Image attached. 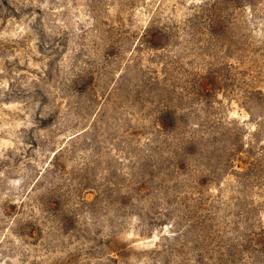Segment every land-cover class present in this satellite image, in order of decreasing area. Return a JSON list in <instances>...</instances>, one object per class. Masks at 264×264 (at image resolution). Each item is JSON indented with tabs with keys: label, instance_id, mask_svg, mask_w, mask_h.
Here are the masks:
<instances>
[{
	"label": "rangeland",
	"instance_id": "rangeland-1",
	"mask_svg": "<svg viewBox=\"0 0 264 264\" xmlns=\"http://www.w3.org/2000/svg\"><path fill=\"white\" fill-rule=\"evenodd\" d=\"M0 264H264V0H0Z\"/></svg>",
	"mask_w": 264,
	"mask_h": 264
}]
</instances>
